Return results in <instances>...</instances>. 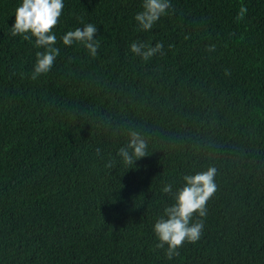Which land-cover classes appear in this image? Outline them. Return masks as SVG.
Here are the masks:
<instances>
[{"label":"trees","instance_id":"1","mask_svg":"<svg viewBox=\"0 0 264 264\" xmlns=\"http://www.w3.org/2000/svg\"><path fill=\"white\" fill-rule=\"evenodd\" d=\"M143 2L64 0L60 54L33 80L44 49L0 0V264H264V0H171L149 31ZM87 23L95 57L62 43ZM133 41L163 47L144 60ZM131 131L147 152L127 165ZM211 166L202 235L170 256L152 225Z\"/></svg>","mask_w":264,"mask_h":264},{"label":"clouds","instance_id":"2","mask_svg":"<svg viewBox=\"0 0 264 264\" xmlns=\"http://www.w3.org/2000/svg\"><path fill=\"white\" fill-rule=\"evenodd\" d=\"M170 7L171 0H144L143 10L136 13L135 21L141 29L149 31L161 16L167 14ZM63 8L64 0H18L15 7L14 22L10 26L11 35H19L26 41L34 42L37 49H44L36 52V61L31 72L33 80L48 74L60 54V48L56 46L57 33L54 28L58 24ZM96 32V25L87 23L82 28L77 27L65 32L62 43L66 46L80 43L88 50L89 55L95 57L100 47ZM162 47V42H157L153 46L142 41H133L129 46L132 54L144 60L150 59ZM129 136L127 146L121 147L118 155L125 164L132 165L146 155L147 142L136 131H131ZM215 174L216 169L211 166L204 171L184 175V184L178 189L175 202L166 206L163 214L152 225L159 241L158 246L164 247L167 244L170 256L184 242L194 243L200 239L204 221L200 219L193 222V217L206 216L207 201L217 188ZM163 191H171V185H165Z\"/></svg>","mask_w":264,"mask_h":264}]
</instances>
